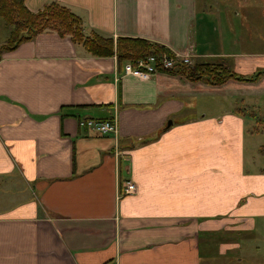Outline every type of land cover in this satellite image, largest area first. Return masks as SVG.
Returning a JSON list of instances; mask_svg holds the SVG:
<instances>
[{"label":"crops","instance_id":"0c3cea01","mask_svg":"<svg viewBox=\"0 0 264 264\" xmlns=\"http://www.w3.org/2000/svg\"><path fill=\"white\" fill-rule=\"evenodd\" d=\"M55 1L87 31L261 74L212 84L175 69L144 79L54 31L4 53L0 264L250 260L247 233L264 219V49L240 51L213 35L225 12L217 0ZM110 117L116 136L79 124ZM130 180L138 190L125 195Z\"/></svg>","mask_w":264,"mask_h":264},{"label":"trees","instance_id":"16d2710c","mask_svg":"<svg viewBox=\"0 0 264 264\" xmlns=\"http://www.w3.org/2000/svg\"><path fill=\"white\" fill-rule=\"evenodd\" d=\"M0 18L8 30L7 38L0 45V59L4 53L14 51L22 43L30 41L40 33L54 31L60 36H69L97 57L116 56L120 70L127 62L135 63L154 55L162 57L173 54L168 47L144 38L104 36L96 31H87L82 19L59 1H50L38 11H32L26 0H0ZM191 80H205L222 84L229 79L253 80L261 73L244 77L233 72L223 63L198 62L194 65L177 64L174 69ZM113 120L114 117L106 118ZM81 120V119H80ZM79 120V121H80Z\"/></svg>","mask_w":264,"mask_h":264},{"label":"rangeland","instance_id":"374dc122","mask_svg":"<svg viewBox=\"0 0 264 264\" xmlns=\"http://www.w3.org/2000/svg\"><path fill=\"white\" fill-rule=\"evenodd\" d=\"M214 4V0L210 1V5ZM217 5L225 12L222 21L214 25L217 29L213 32L214 36L222 37L228 47L233 46L240 51L264 49V0H217ZM5 30L8 29L0 18V44L4 41L2 35ZM236 39L239 40L238 46L232 44ZM247 234L251 235L254 254L250 253L252 258L245 260L244 264H264V219ZM242 251V248H235L230 254L233 259H243Z\"/></svg>","mask_w":264,"mask_h":264},{"label":"built area","instance_id":"2783aa9c","mask_svg":"<svg viewBox=\"0 0 264 264\" xmlns=\"http://www.w3.org/2000/svg\"><path fill=\"white\" fill-rule=\"evenodd\" d=\"M191 54L173 52L172 55L164 54L162 57L151 55L146 59H140L135 63L127 62L124 65V73H132L141 78L149 79L160 71H168L175 68L177 64L191 65ZM80 126L85 127L98 135H118V125L116 119H95L82 118ZM138 190V186L133 181H126L123 194H132Z\"/></svg>","mask_w":264,"mask_h":264}]
</instances>
